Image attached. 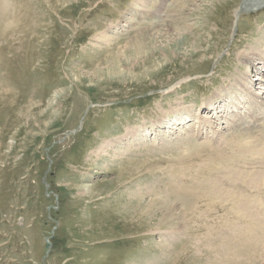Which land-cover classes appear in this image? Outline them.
Segmentation results:
<instances>
[{
    "label": "rangeland",
    "instance_id": "1",
    "mask_svg": "<svg viewBox=\"0 0 264 264\" xmlns=\"http://www.w3.org/2000/svg\"><path fill=\"white\" fill-rule=\"evenodd\" d=\"M131 8L0 0V264H264L233 217L264 147L228 144L264 134V0Z\"/></svg>",
    "mask_w": 264,
    "mask_h": 264
},
{
    "label": "bare ground",
    "instance_id": "2",
    "mask_svg": "<svg viewBox=\"0 0 264 264\" xmlns=\"http://www.w3.org/2000/svg\"><path fill=\"white\" fill-rule=\"evenodd\" d=\"M150 1V0H148ZM178 0H171V3L167 4L165 0H159L158 3L155 4V6L152 9V11H145L144 10V7L146 5H142L140 3L139 0H134V4L136 5V8L133 9L134 11L130 13L132 17H138V18H144V12L146 13V16L147 17H152L154 16L155 13V10L158 11L160 9H164L165 11H169V8L170 7H175L176 3H177ZM180 1V0H179ZM148 3V2H147ZM141 6V8H139ZM132 7V5H131ZM155 9V10H153ZM180 8H178L179 10ZM177 10V11H178ZM183 10V8L181 9ZM161 11V10H160ZM173 11H174V8H173ZM172 11V12H173ZM175 13V12H174ZM177 13V12H176ZM175 13V14H176ZM166 14V12H165ZM162 16V15H161ZM170 15H168L169 17ZM179 17V16H178ZM142 18V19H143ZM175 18V17H174ZM124 20V18H122ZM136 21V19H135ZM169 21V20H168ZM113 23V22H112ZM125 23V22H124ZM129 24V23H128ZM134 24V23H133ZM144 24H152V22H145ZM126 25V23H125ZM173 25V24H172ZM118 26V25H117ZM127 26V25H126ZM144 26V25H143ZM150 26V25H149ZM175 26H178V25H175ZM189 26V25H188ZM119 27V26H118ZM179 29V28H178ZM256 70V74L258 75L257 76V79L259 78L260 76V73L261 75L262 74V70L259 69L258 71V68L255 69ZM258 71V72H257ZM253 74V73H252ZM255 74V73H254ZM225 95V94H224ZM218 94H216V96H213L211 98V100H209L210 102V105L208 106V104L206 105L205 103V107L208 106V107H214V108H220V110H223L221 108V105H218V104H215V101L218 99ZM203 104V103H202ZM201 104V105H202ZM226 105V104H225ZM224 106V103L223 105ZM240 107V106H239ZM186 109V108H185ZM200 109V108H199ZM191 110V109H190ZM189 110V111H190ZM187 112V109H186V112L190 114V112ZM200 111V110H199ZM178 112V111H176ZM180 112V110H179ZM185 112V110H184ZM202 112V111H201ZM218 112V111H217ZM212 113V111H211ZM177 114V113H176ZM174 115V114H173ZM238 115H243L241 113H235V117H238ZM175 116V115H174ZM159 117V115H158ZM158 117H155V118H158ZM178 117V116H177ZM151 119V118H150ZM166 119V118H165ZM183 119V118H182ZM184 119H185V116H184ZM176 120V119H175ZM180 120V118H179ZM174 121V120H173ZM162 119L161 118H158L157 120H154L152 123H151V127L154 131H158L159 128H163L162 127ZM169 124V123H168ZM146 126V124H144ZM170 125V124H169ZM168 125V126H169ZM171 125H172V122H171ZM143 126V125H142ZM170 127V126H169ZM144 128V127H143ZM148 128V126L146 127ZM146 128H144V130H147ZM151 130V129H150ZM129 132V131H128ZM136 132V130H135ZM133 132V133H135ZM150 132V131H149ZM155 132V133H156ZM130 133V132H129ZM128 133V134H129ZM148 133V131H147ZM112 134V133H111ZM138 134V133H137ZM144 134H145V131H144ZM149 134V133H148ZM136 136V135H135ZM138 136V135H137ZM143 136V135H142ZM135 138V137H134ZM133 138V139H134ZM135 140V139H134ZM256 140L259 142V146H256V145H253L251 143H249V141L246 139V137L244 136H241V135H238L237 137H233L231 139H229L228 141V144L229 146L232 148L233 152H234V156L236 157V159H239L241 157H243L244 155H247L250 157L251 153H254V152H257L259 150L260 147H264V134L263 132H261L258 137L256 138ZM118 143V142H117ZM128 153V152H126ZM134 153V152H133ZM127 158V157H126ZM131 159V158H130ZM127 160V159H126ZM133 160V159H132ZM131 161V160H130ZM136 161V160H134ZM131 163V162H130ZM121 164V163H120ZM235 167L232 168V170H234ZM241 174V169L239 170H236V171H232V175L228 181V184L233 187V188H236L235 185H236V182L238 181L239 179V176ZM139 179V177H138ZM137 180V179H136ZM245 189H239V193H238V203L240 204V212L239 214L237 215H234L233 217H236V216H239L241 214H246L247 215V218H246V226H247V229H251L255 232H260V233H264V226H262L259 222V220L257 218H255V215L257 214H260V215H263L264 216V170L262 172H260L258 175L256 176H253V177H249V178H245ZM169 185L171 186V189L173 188L174 190H179V187L176 185V184H173V183H169ZM210 182L206 184V188L207 189H203V190H200V195L197 196V197H201L202 195H205L207 193H209L210 191ZM249 187V188H247ZM170 189V188H169ZM145 190V189H144ZM169 191V190H167ZM187 191V192H190V189H187V190H184V192ZM136 192V191H135ZM173 192V191H172ZM175 193L177 191H174ZM170 193V192H169ZM199 193V192H198ZM174 199V198H173ZM164 200V199H163ZM176 200V199H175ZM198 199L196 197H191L187 200L185 206L186 208H191L193 210V203L197 202ZM174 203H177V201H175ZM173 204V203H172ZM172 204H169L170 206H172ZM251 204H254L253 207H251L250 205ZM168 210V209H166ZM170 211V209L168 210ZM165 213V211H164ZM166 214H167V211H166ZM165 215V214H164ZM194 215V214H193ZM163 216V215H162ZM167 218V217H166Z\"/></svg>",
    "mask_w": 264,
    "mask_h": 264
}]
</instances>
